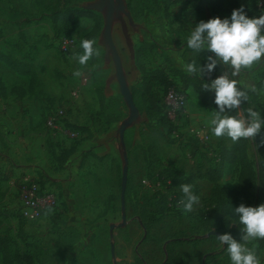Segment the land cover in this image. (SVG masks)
<instances>
[{
	"label": "rangeland",
	"instance_id": "rangeland-1",
	"mask_svg": "<svg viewBox=\"0 0 264 264\" xmlns=\"http://www.w3.org/2000/svg\"><path fill=\"white\" fill-rule=\"evenodd\" d=\"M221 1L223 7L214 15L211 0L173 4H167L168 0H114L112 39L117 52L132 56L123 49L128 25L134 45L144 43L136 60L125 62L127 73L121 85L104 35L108 0H0V48L32 55L48 89L38 95L42 104L33 132L24 121L18 124L23 137L8 144L11 157L0 160L7 174L0 183V235L10 244L4 255L0 252V264H5L3 258L7 256L10 264H164L166 244L174 238H179L176 245L185 264H231L226 245L217 238L196 240L206 235L198 219L209 207L213 183L204 177L192 180V191L200 197V203L185 214L179 205L184 198L182 183L177 182L216 162L221 145L232 144L229 138H217L211 130L210 120L218 110L205 107L197 93L185 87L187 114L173 119L174 129L169 130L170 117L162 96L171 85L162 79L152 81L154 107L150 112L141 106L140 95L132 91L145 70L161 68L174 85L183 88L176 71H186L185 65L193 61L206 65L207 57L213 54L207 50L195 53L187 47V39L201 21L231 19L229 0ZM195 6L201 12H192ZM66 7L83 8L88 13L55 18L53 12ZM65 35L74 36L76 44L63 53L59 42ZM84 39H95L100 50V56L93 57L87 66L73 58L74 52L83 54L80 45ZM263 67L264 62L231 77V69L219 64L217 77L227 71L230 78L242 81V90H246L245 85L258 90L248 91L249 100L230 115L247 118V109L252 108L264 118V94L256 87ZM77 69L82 73L79 77L73 75ZM196 75L203 83H210L209 74ZM1 77L10 85L19 76L0 60ZM19 78L26 82L22 81L24 77ZM99 89L105 96L104 111H99ZM57 106L63 108L65 124L82 128L75 130L76 136L46 125L44 117ZM108 114L116 119L108 121ZM244 144L259 178L241 189L237 181L239 165L234 163L225 166L218 181L231 192L225 200L234 217L227 229L238 242H242L243 226L234 209L241 204L256 207L264 203V145L259 137ZM70 148L74 151L67 154ZM123 154L127 157L128 188L126 183V221L121 223ZM22 182H37L52 190L57 203L34 219L24 218L18 199ZM141 213L151 216L144 219ZM253 245L262 259L264 240L247 244L249 248ZM208 251L212 252L210 258L205 254Z\"/></svg>",
	"mask_w": 264,
	"mask_h": 264
},
{
	"label": "clouds",
	"instance_id": "clouds-1",
	"mask_svg": "<svg viewBox=\"0 0 264 264\" xmlns=\"http://www.w3.org/2000/svg\"><path fill=\"white\" fill-rule=\"evenodd\" d=\"M95 39H84L80 47L83 54L73 53V58L81 66H87L93 57L100 56V50L95 46ZM187 47L200 54L207 50L213 55L207 57L203 67L195 61L185 65L188 74H210L218 64L231 69V77L240 76L243 70H252L264 62V15L259 18H248L241 9H234L231 19L219 17L199 22L187 39ZM73 75L79 77L81 71L77 69ZM242 81L229 77L224 71L222 75L210 83L202 84L204 91L215 92V104L218 111L213 113L210 124L212 132L217 138L227 137L233 143L241 139L256 140L264 145V118L252 108L247 109V118L244 116L227 115L232 110L240 109L241 105L249 100L248 91L258 92L255 86L245 85L242 90L239 85ZM264 94V90H259ZM184 198L179 201L182 211L187 214L199 205L200 197L193 193L192 185H180ZM239 217L241 240L238 242L231 234L217 236L221 245H226L231 264H261L256 254V245L249 248L251 241L264 240V203L259 206H245L241 204L235 208Z\"/></svg>",
	"mask_w": 264,
	"mask_h": 264
},
{
	"label": "trees",
	"instance_id": "trees-1",
	"mask_svg": "<svg viewBox=\"0 0 264 264\" xmlns=\"http://www.w3.org/2000/svg\"><path fill=\"white\" fill-rule=\"evenodd\" d=\"M180 0H168L167 4L177 3ZM213 5L211 7L214 15L217 14L218 10L223 7V3L221 0H211ZM260 0H229V7L234 9L243 8L244 14L248 18H259L261 15H264V3L259 6ZM83 8H63L58 9L53 12L55 18H65L68 13L80 14L84 15L88 12H84ZM201 8L196 6L191 11L201 12ZM1 37V32H0ZM2 38V37H1ZM141 44V43H140ZM135 50V58L141 53L143 49V44L140 45ZM0 60L3 61L6 65L11 67L17 73L26 76L28 78V90L31 93H35L39 95L42 94L43 90L40 88H36L38 85L37 73L35 70V65L29 61H26L22 58H19L11 51V49L4 50L0 48ZM219 69V64L217 67L209 74V81L217 78V71ZM177 75L180 77L181 82L184 84L183 88L181 86L178 87L174 85L172 80L166 76L165 72L161 68H153L150 70H145L142 74L140 82L138 86H134L132 91L138 93L141 97V106L145 109L146 112H150V107L153 106L152 93H151V83L153 80H164L167 84L185 90L187 87H192L193 90L197 93L199 99L205 107H215L218 110V106L215 104V93L209 94V91H204L202 89L203 81L196 74L191 75L186 71L177 70ZM0 87L2 88L1 95H5L4 86L0 83ZM170 87V86H168ZM167 87V88H168ZM186 87V88H185ZM256 87L259 90H264V67L260 72L259 78L256 81ZM36 88V89H35ZM166 88V89H167ZM185 88V89H184ZM11 90L15 91L17 95H22L25 91L23 86L14 85L11 87ZM164 92V91H163ZM186 92V90H185ZM98 98L100 101V111L105 110V96L99 92ZM40 99V98H39ZM146 104V105H145ZM50 111V110H49ZM47 112V114L49 113ZM154 111V108L153 110ZM156 112V111H155ZM152 113V112H151ZM154 113V112H153ZM46 114V115H47ZM227 115H230L229 112ZM108 121L115 120L116 118L112 115H107ZM115 118V119H114ZM46 116L44 117V121ZM169 120V130L174 129L173 122ZM67 126L71 125L75 130L82 129L79 126H75V124H71L70 122H66ZM244 140V141H243ZM247 139H241L239 142L233 143L230 146L221 145L220 151L218 155V159L213 164H208L207 167L201 170L200 168L197 170L196 174H189L186 178H183L177 182L182 184H190L195 177H204L213 183L211 193H210V204L207 210L203 211L198 219L199 226L202 227L204 232L213 231L209 235H205L201 238H197L196 240H203L209 238H217V236L221 234H229L227 229L228 221L234 217L230 210V207L225 200L226 196H228L231 192L230 189L222 186L218 181L221 178L225 166H232L234 163L239 165L237 181L238 185L241 189L248 187L250 184H253V181L259 178V174L255 172L252 162L249 156L245 153L244 150V142ZM249 140V139H248ZM122 145V142L120 143ZM74 150L70 148L66 150L67 154L72 153ZM90 153V152H89ZM66 154V155H67ZM3 170L0 167V183L7 177ZM9 175V174H8ZM128 188V183H127ZM126 191V188H125ZM259 200V198H258ZM147 213H141L144 217H150ZM154 217V216H153ZM157 219V217H154ZM159 219V218H158ZM179 241V238H174V240H170L166 244L167 256L164 260V264H185L183 256L175 249L176 243ZM10 245V244H9ZM8 242L6 238L0 235V252L2 255L8 251ZM210 258V257H209ZM3 262L5 264H10L12 260H9V257L3 258Z\"/></svg>",
	"mask_w": 264,
	"mask_h": 264
},
{
	"label": "crops",
	"instance_id": "crops-1",
	"mask_svg": "<svg viewBox=\"0 0 264 264\" xmlns=\"http://www.w3.org/2000/svg\"><path fill=\"white\" fill-rule=\"evenodd\" d=\"M126 28H127V30H126L127 36H126V38H124L125 44L123 45V49L127 50V52L129 54L131 53L132 56L131 57L129 56L130 58H128L127 56H124L123 53H118L119 58H120L121 80H122V77L124 78L125 74L127 73V71L125 70V62L127 64H129L128 60H131V59L133 61L136 60L135 50L139 46V45L138 46L134 45L133 37H131V35H130L132 32L130 25H128ZM111 35H113V14H112V23H111ZM127 38H128V40H127ZM8 49H10V48H8ZM15 55L17 57L22 58L26 61H29L35 65V70L37 73V80H38V85L36 86V88L42 89L43 92H44V89L48 90L47 85H45L43 83V79H41V77L39 76V72L36 68L37 64L34 61V59H32V55L26 56L23 54H16V53H15ZM113 60H114V58H113ZM96 64H93L92 67H95L94 65H96ZM97 68L100 69L99 66H97ZM114 69H115V64H114ZM14 73H15V75H18L19 77H21V76L24 77V80H22V81H26V82H20L21 81L20 78L17 77L16 78L18 80L17 82H15L14 84L8 85V82L5 79H4L5 80L4 81L3 78L1 77L0 81H1V84L4 86L5 95L2 96L0 94V160H4L5 158H7V156L11 157L10 156L11 154L9 153V150H8V146L11 143H13V141L18 142L17 140L19 138L23 137V136H21L22 132L20 130L18 132V124H20L22 121H24L25 123H27L24 126L28 127V125H29L31 130H32V128H34V125H36V122L38 119L39 111L41 110L40 105L42 104L38 95L35 93H31L28 90V78H26V76H24V75L17 73L16 71H14ZM115 73H116V69H115ZM116 75H117V73H116ZM125 81H127V80L125 79ZM14 85L23 86L25 92L22 95H17L15 91L11 90V87ZM122 85H123V81H122ZM127 85H128V83H127ZM187 88H191L193 90L192 87H187ZM1 91H2V88L0 87V93H1ZM187 91L188 90L186 89V93H187ZM99 92H100V89L98 90L97 95L99 94ZM9 96H11L12 98L7 99V97H9ZM98 100H99V98H98ZM99 105H100V101H99ZM23 115L25 116V118L21 119V116H23ZM108 115H112V114H108ZM32 132H33V130H32ZM17 133H19V134L17 136H15ZM4 141H5V143H3ZM6 143H7V145H6ZM0 163H1V161H0ZM207 232H209V231H207ZM207 232H206V235H209L210 233L208 234ZM203 240H207V239H203ZM175 249L178 251L177 245L175 246ZM210 253H212V252L208 251L205 254H207L206 256L209 257ZM260 261H261V264H264V257L262 259H260ZM206 264H208V263H206Z\"/></svg>",
	"mask_w": 264,
	"mask_h": 264
},
{
	"label": "built area",
	"instance_id": "built-area-1",
	"mask_svg": "<svg viewBox=\"0 0 264 264\" xmlns=\"http://www.w3.org/2000/svg\"><path fill=\"white\" fill-rule=\"evenodd\" d=\"M263 3L264 0H260L259 6ZM75 44L76 38L74 36L65 35L60 39L59 49L66 53L74 48ZM162 97L171 121L178 118L179 115L187 114V93L185 90L170 86L163 92ZM63 115V108L60 106L50 109L46 115V125L52 130L65 132L70 137L76 136L75 129L65 124ZM202 139H206V136ZM18 199L20 201L19 212L26 219L36 218L57 203L56 194L50 189L43 188L37 182H22Z\"/></svg>",
	"mask_w": 264,
	"mask_h": 264
},
{
	"label": "water",
	"instance_id": "water-1",
	"mask_svg": "<svg viewBox=\"0 0 264 264\" xmlns=\"http://www.w3.org/2000/svg\"><path fill=\"white\" fill-rule=\"evenodd\" d=\"M113 9H114V0H108V8H107V13H106V19H105V27H104V35L105 38L112 50L113 58H114V64H115V69L117 76L119 78V82L122 85V80H121V74H120V58L117 52V49L115 47V44L112 39L111 35V23H112V14H113ZM122 125L120 127V130L122 132ZM123 168H122V174H121V184H120V197H121V208H122V214L121 218L122 221L121 223H124L126 221V214H125V188H126V183H127V170H128V164H127V157L125 154H123ZM119 223V224H121ZM110 227H113V224L110 225ZM213 231L207 232L208 234ZM111 252L113 254V244H111Z\"/></svg>",
	"mask_w": 264,
	"mask_h": 264
}]
</instances>
